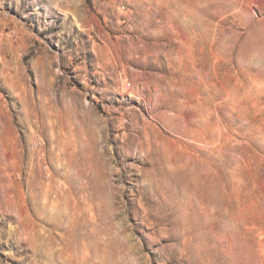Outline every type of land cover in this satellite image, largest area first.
Segmentation results:
<instances>
[{
  "label": "rangeland",
  "instance_id": "obj_1",
  "mask_svg": "<svg viewBox=\"0 0 264 264\" xmlns=\"http://www.w3.org/2000/svg\"><path fill=\"white\" fill-rule=\"evenodd\" d=\"M232 263L264 264V0H0V264Z\"/></svg>",
  "mask_w": 264,
  "mask_h": 264
},
{
  "label": "bare ground",
  "instance_id": "obj_2",
  "mask_svg": "<svg viewBox=\"0 0 264 264\" xmlns=\"http://www.w3.org/2000/svg\"><path fill=\"white\" fill-rule=\"evenodd\" d=\"M103 237V236H102ZM232 264H234V263H232Z\"/></svg>",
  "mask_w": 264,
  "mask_h": 264
}]
</instances>
